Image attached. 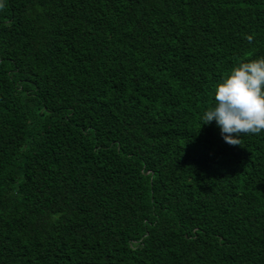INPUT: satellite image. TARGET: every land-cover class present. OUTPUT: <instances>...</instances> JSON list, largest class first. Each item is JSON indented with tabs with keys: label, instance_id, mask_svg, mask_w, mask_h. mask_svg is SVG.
<instances>
[{
	"label": "trees",
	"instance_id": "1",
	"mask_svg": "<svg viewBox=\"0 0 264 264\" xmlns=\"http://www.w3.org/2000/svg\"><path fill=\"white\" fill-rule=\"evenodd\" d=\"M260 56L264 0H0V264H264V131L201 121Z\"/></svg>",
	"mask_w": 264,
	"mask_h": 264
},
{
	"label": "clouds",
	"instance_id": "2",
	"mask_svg": "<svg viewBox=\"0 0 264 264\" xmlns=\"http://www.w3.org/2000/svg\"><path fill=\"white\" fill-rule=\"evenodd\" d=\"M247 39L251 41L252 37ZM213 98L201 121H215L226 143L238 144L239 136L264 131V56L234 65L215 84Z\"/></svg>",
	"mask_w": 264,
	"mask_h": 264
}]
</instances>
